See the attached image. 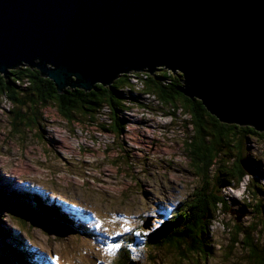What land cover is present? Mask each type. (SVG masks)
Listing matches in <instances>:
<instances>
[{
	"label": "rangeland",
	"instance_id": "374dc122",
	"mask_svg": "<svg viewBox=\"0 0 264 264\" xmlns=\"http://www.w3.org/2000/svg\"><path fill=\"white\" fill-rule=\"evenodd\" d=\"M142 96L138 99L152 112L142 114L138 107L126 111V129L119 137L94 123L68 121L54 105L44 110V133L37 124L15 132L8 112L13 105L0 96V185L18 195L37 196L50 209L59 205L61 213L74 207L75 216H82L80 225L90 226H81L85 234L67 228L60 235L57 228L3 215L6 230L14 231L19 247L41 264H121L122 248L135 238L129 256L137 264H249L246 247L234 244L233 236L239 228L244 230L239 239H245L256 224L253 236L259 235V246L264 245V219L257 212V205L264 204V176L259 175L264 174V140L247 138L242 159L253 172L247 171L239 185L212 182L228 204L212 226L211 258L198 261L190 254L193 258L185 261L170 249L149 251L148 236L177 214L174 208L195 198L201 178L192 170L184 145L193 134L191 117L181 109L171 117L149 94ZM99 121L107 123L106 116ZM6 241L14 243L11 237ZM111 244L120 247L108 250Z\"/></svg>",
	"mask_w": 264,
	"mask_h": 264
},
{
	"label": "water",
	"instance_id": "95a60500",
	"mask_svg": "<svg viewBox=\"0 0 264 264\" xmlns=\"http://www.w3.org/2000/svg\"><path fill=\"white\" fill-rule=\"evenodd\" d=\"M19 64L59 92L166 67L220 120L264 131V0H0V72Z\"/></svg>",
	"mask_w": 264,
	"mask_h": 264
},
{
	"label": "trees",
	"instance_id": "16d2710c",
	"mask_svg": "<svg viewBox=\"0 0 264 264\" xmlns=\"http://www.w3.org/2000/svg\"><path fill=\"white\" fill-rule=\"evenodd\" d=\"M134 72L121 74L108 85L97 83L86 90L70 83L59 92L54 82L39 69L19 64L9 68L7 75L0 72V96L4 95L13 105L8 112L15 132H19L21 126L30 129L37 124L39 132L44 133V110L54 105L68 121L94 123L115 137L122 136L128 121L126 111L133 108L132 102H137V98L132 95L135 89L133 76L143 80L141 91L154 95L166 114L174 117L181 109L189 115L193 134L184 139L185 151L189 155L191 168L201 178V183L193 192L195 198L186 202L179 210L177 208V214L163 221L148 236L147 246L149 251L152 247L154 251L173 250L185 261L191 258L190 254L198 261L202 258L209 259L213 254V223L218 220L222 207L228 204L212 182L215 180L218 186L225 182L239 185L247 175L241 162L247 138L258 137L264 140V131L249 124L220 120L206 108L202 100L190 98L179 90L184 85V76L180 72L166 67H157L152 73ZM142 72L147 75H141ZM137 103L141 107L145 106L141 102ZM103 115L106 116L107 123L99 121ZM258 171L256 169V174ZM259 175L264 176L261 171ZM1 186L4 185H0V264H39L33 260L29 251L19 247L20 239L14 231L9 228L6 230L2 216L7 215L19 221L21 219L33 226L47 225L54 227L53 230L61 228L63 230L58 232L60 235L66 232L64 228L67 226L63 222L72 221L56 205L50 209L37 196L18 195L16 190L8 192L6 186ZM255 187L262 192L260 186ZM262 204L260 202L257 205V212L261 214ZM251 229L246 231L245 240L239 239L244 230L238 228L234 232L233 243L244 244L249 253V264H264V245L259 246V235L257 238L253 236L257 232L256 224ZM9 237L13 239L12 245L6 241ZM152 258L156 259L153 254ZM119 259L121 264H130L132 260L129 251L125 249L121 250Z\"/></svg>",
	"mask_w": 264,
	"mask_h": 264
},
{
	"label": "bare ground",
	"instance_id": "6f19581e",
	"mask_svg": "<svg viewBox=\"0 0 264 264\" xmlns=\"http://www.w3.org/2000/svg\"><path fill=\"white\" fill-rule=\"evenodd\" d=\"M134 73H135V72H134ZM145 74H146V72H142V73H141V75H143V76H146V75H147V74H146V75H145ZM141 80H142V79H141L140 77H135V76L132 77V82H133L134 85H135L134 92L139 93V94L137 95V94H133V93H134V92H133L132 95H134L135 97H136V96H142V95L144 94V92L141 91V90H142L141 88L143 87V83H144V82H142L143 80H142V81H141ZM133 83H132V84H133ZM128 88H129V87H128ZM147 91H148V90H147ZM140 94H142V95H140ZM145 94H149V97H153V98L155 99V101H156L158 104L160 103L159 100H157V98H156L154 95H152L151 93L148 92V93H145ZM150 99H151V98H150ZM126 100H127V99H126ZM133 100H134V98H133ZM135 100H136V99H135ZM148 100H149V99H148ZM137 102H141V101H137ZM137 102H132V103H133L134 105H137V104H138ZM141 103L143 104V102H141ZM7 104H8V103H7ZM139 104H140V103H139ZM134 105H133V106L131 105V106L133 107L132 109H136V107H138V108H140L141 110H143V111L141 112L142 114L145 113L144 111H146V112H152V111H151L152 108L149 107V105H148V106L145 105V106H147V107H145V106H144V107H141V106H139V105L134 106ZM106 107H107V106H106ZM107 109H108V108H107ZM153 109H154V108H153ZM108 111H109V110H108ZM149 115H150V113H149ZM152 115H153V114H152ZM98 130H99V129H98Z\"/></svg>",
	"mask_w": 264,
	"mask_h": 264
},
{
	"label": "clouds",
	"instance_id": "9594fccd",
	"mask_svg": "<svg viewBox=\"0 0 264 264\" xmlns=\"http://www.w3.org/2000/svg\"><path fill=\"white\" fill-rule=\"evenodd\" d=\"M140 71H144V70H140ZM135 72H137V71H135ZM146 72H148V71H146ZM174 210H177V208H174ZM72 222H66L67 224V227L65 228V229H67V228H69V229H77V231H79V230H81V226H86V225H80V223H78V221H79V219H80V222H81V218H79L78 220H73V219H71V218H69ZM60 227H62V228H64V226H62V225H60ZM67 231V230H66ZM127 250V251H130L131 250V248L130 247H126V246H124L123 247V250ZM31 256H32V254H31ZM33 258V257H32ZM33 260H35L37 263H39V264H41L40 262H38L36 259H34L33 258ZM131 261H133L134 262V260H131Z\"/></svg>",
	"mask_w": 264,
	"mask_h": 264
},
{
	"label": "snow or ice",
	"instance_id": "6c2138e0",
	"mask_svg": "<svg viewBox=\"0 0 264 264\" xmlns=\"http://www.w3.org/2000/svg\"><path fill=\"white\" fill-rule=\"evenodd\" d=\"M126 231H127V229H126ZM117 235H119V234H117ZM119 247H120L119 244H111V245L108 246V250L116 249V248H119Z\"/></svg>",
	"mask_w": 264,
	"mask_h": 264
},
{
	"label": "built area",
	"instance_id": "2783aa9c",
	"mask_svg": "<svg viewBox=\"0 0 264 264\" xmlns=\"http://www.w3.org/2000/svg\"><path fill=\"white\" fill-rule=\"evenodd\" d=\"M141 97L144 98L143 96H141ZM136 98H137V101H140V100L138 99V96H136ZM146 98H147V97H146ZM149 102H150V103H153L154 106H156V104H155L153 101H150V100H149ZM145 126H149V125H145ZM155 126H156V125H155Z\"/></svg>",
	"mask_w": 264,
	"mask_h": 264
}]
</instances>
